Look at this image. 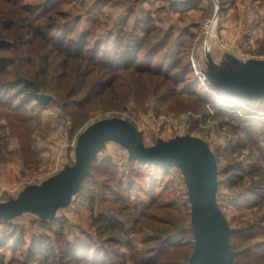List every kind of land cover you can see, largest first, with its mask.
<instances>
[{
	"label": "rangeland",
	"instance_id": "rangeland-1",
	"mask_svg": "<svg viewBox=\"0 0 264 264\" xmlns=\"http://www.w3.org/2000/svg\"><path fill=\"white\" fill-rule=\"evenodd\" d=\"M0 44V209L73 185L114 128L79 189L0 213V264H195L190 184L132 133L149 154L201 145L230 264H264V96L210 63L264 91V0H0ZM17 77L50 104L21 105Z\"/></svg>",
	"mask_w": 264,
	"mask_h": 264
},
{
	"label": "water",
	"instance_id": "water-1",
	"mask_svg": "<svg viewBox=\"0 0 264 264\" xmlns=\"http://www.w3.org/2000/svg\"><path fill=\"white\" fill-rule=\"evenodd\" d=\"M208 53L209 52L207 51V54ZM208 58L210 60L209 54ZM210 63L215 76L220 80L221 85L225 90L251 97L264 96V91L260 93H252L228 84L227 81L217 74L212 60H210ZM256 73L260 74V77L254 76L255 86L258 87V85L264 84V68H261V70L257 69ZM113 129V125L104 128L97 144L85 156L73 185L31 194L17 201L13 206L1 208L0 213L20 204L31 202L32 200H41L48 195L59 196L79 189L81 186V180L86 173L90 162L95 157V154L106 136L113 132ZM132 134L133 139L131 140V144L138 159L163 165L177 164L182 168L187 181L190 184L191 198L194 204L193 232L199 243L197 247L198 257L195 264H230L233 257L230 255L228 229L223 218L217 208L213 206L212 202L216 166L214 161L206 154L205 149L197 143H191L189 145L171 147L162 152L149 154L143 152L139 138L136 134Z\"/></svg>",
	"mask_w": 264,
	"mask_h": 264
},
{
	"label": "trees",
	"instance_id": "trees-1",
	"mask_svg": "<svg viewBox=\"0 0 264 264\" xmlns=\"http://www.w3.org/2000/svg\"><path fill=\"white\" fill-rule=\"evenodd\" d=\"M42 34V33H41ZM51 33L48 35L50 36ZM2 48H5L4 44H0ZM79 53L76 52L74 55H78ZM73 55V54H72ZM6 60L0 59V75L4 74L6 70ZM17 87L16 91V99L20 100V104L23 106H27L31 101H34L35 104H37L40 107H46L50 104L49 99H47L43 95V88L42 85L37 82L36 80H29L26 77L25 78H16V81L13 83ZM88 182V179L85 181V183ZM83 187V186H82ZM120 188H117L119 191ZM110 224H114L113 221L110 222ZM72 260V257H68Z\"/></svg>",
	"mask_w": 264,
	"mask_h": 264
},
{
	"label": "bare ground",
	"instance_id": "bare-ground-1",
	"mask_svg": "<svg viewBox=\"0 0 264 264\" xmlns=\"http://www.w3.org/2000/svg\"><path fill=\"white\" fill-rule=\"evenodd\" d=\"M214 23V22H213ZM213 23H212V25H213ZM195 66H197V64H195Z\"/></svg>",
	"mask_w": 264,
	"mask_h": 264
},
{
	"label": "crops",
	"instance_id": "crops-1",
	"mask_svg": "<svg viewBox=\"0 0 264 264\" xmlns=\"http://www.w3.org/2000/svg\"><path fill=\"white\" fill-rule=\"evenodd\" d=\"M218 73V75H219V72H217ZM220 76V75H219Z\"/></svg>",
	"mask_w": 264,
	"mask_h": 264
}]
</instances>
